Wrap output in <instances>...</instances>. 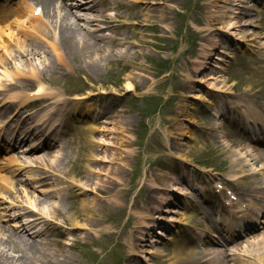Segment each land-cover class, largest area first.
<instances>
[{"label": "rangeland", "instance_id": "obj_1", "mask_svg": "<svg viewBox=\"0 0 264 264\" xmlns=\"http://www.w3.org/2000/svg\"><path fill=\"white\" fill-rule=\"evenodd\" d=\"M20 10L0 30V51H8L0 56L1 98L35 91L40 81L69 101L40 105L18 120L25 129H40L16 140L15 153L7 154L14 161L0 174V199L6 198L0 203V257L8 256L11 264H172L176 250L166 237L186 224L188 201L203 207L213 180L226 181L243 197L250 180L264 181L262 170L248 177L263 162L246 141L235 142L203 108L195 111L194 121L189 117L191 103L209 98L237 117L241 101L246 111L239 118L264 138V124L259 129L248 112L253 105L264 113V0H94L88 8H73L81 20L66 15L104 46L89 54L84 47L62 50L54 33L35 31L28 11ZM55 11L59 17L64 12ZM51 13L38 21L52 19ZM135 21L142 22L140 29ZM110 33L129 42L99 38ZM41 97L51 102L49 95ZM9 104L3 112L16 110ZM74 104L87 105L83 119L98 128L93 148L83 133L66 136L61 127L54 146L39 148L49 137L42 126L51 117L69 116ZM32 109L33 104L25 111ZM192 126L205 130L197 141L189 135ZM158 185L165 189L157 190ZM38 198L48 202L46 207L45 201L36 204ZM71 215L78 226L70 225ZM201 225L195 215L187 223L188 229ZM253 236L227 250L214 243L204 250L193 247L181 263L193 264L198 252L209 251L211 258L216 252L225 255L228 264H261L264 230ZM12 244L18 249H10ZM28 244L43 248L41 256L29 253Z\"/></svg>", "mask_w": 264, "mask_h": 264}, {"label": "bare ground", "instance_id": "obj_2", "mask_svg": "<svg viewBox=\"0 0 264 264\" xmlns=\"http://www.w3.org/2000/svg\"><path fill=\"white\" fill-rule=\"evenodd\" d=\"M60 0H38V2L42 5L43 7V12L42 14L46 13L47 14H50L51 12V16H52V19L46 21L43 26L41 25V23H38L37 26L38 27H42L43 31H46L48 32V30L50 29V26H51V22L54 23V25H52L53 27H55L57 29V35L54 33L52 35V39L55 40L58 44V46L62 49V50H70L71 48L73 49V51H77V49L79 47H84L86 50H85V53L89 54L90 50H93L94 52L95 51H98V48L99 47L100 49H104L103 45H100V43H96L95 40H96V37L95 35L89 33L88 31L85 32V29L81 28V27H78V23L76 22H73L70 17H71V7L70 6H64L63 7V11L62 12L63 14H61V16L59 17L58 15H56V11H55V4H57ZM136 2H138L139 0H134ZM159 5L160 3H150V5ZM258 8V7H257ZM66 15H69V16H66ZM75 17V16H74ZM78 18V17H77ZM134 23H136L139 27L138 29H140V27L142 26V22L140 21H135ZM78 29H77V28ZM79 30V31H78ZM83 30V32L81 31ZM0 39H1V36H0ZM110 42H115L117 44H120V43H123V42H129V40H127L126 38H120L118 37L116 34L113 35L112 37L109 38ZM2 44V42L0 41V45ZM132 45H136L134 42L132 43ZM1 54L0 56L7 54L8 51L6 49H2L1 51ZM68 54V53H67ZM35 74V73H34ZM131 84H127V86H129ZM36 90L37 92H45L47 95H50V96H53L55 97L57 94V96H60L57 92H55V94H52L51 91L48 90L47 87H45L40 81L37 82V87H36ZM54 93V92H53ZM30 99H28V97L26 98H23L21 97L20 98V103L23 105V104H26ZM213 101H210V98L208 100L207 103H203V104H200L198 102H193L190 104V112H189V117L192 121L195 120V111L199 108H203V109H207V110H212V115H215V121L217 124H220L221 122L219 121V117L218 116V112L217 110L214 109V104H212ZM214 113V114H213ZM76 121V122H74ZM74 121H69L66 123V125L68 127H72L71 129H73V127H81L82 130H83V135L86 136V141L89 142L90 144V148H93V138L95 137L94 135V132L98 130V128L95 126V125H92L91 123H89V125L86 123V120H83V119H80V120H74ZM215 123V124H216ZM204 129L203 127H197V126H192V128L189 130L190 133V137H191V140H198L200 137L203 136V134H205V130H202ZM191 147V145L188 147V149ZM189 152V150H187ZM186 151V152H187ZM120 156V154H118ZM186 155V153H183L181 156L184 157ZM89 156L93 159V160H96L97 158L95 157L96 154H94V151L93 149L89 150ZM127 156V154H124L123 157H119L120 159H123ZM257 156L259 158H264V153H260L258 154L257 152ZM185 158V157H184ZM263 160V159H261ZM241 172V171H240ZM240 172H235V173H239ZM258 188H262L264 189V184L261 182L260 183V186H258ZM157 190H161L163 191L165 189V187L163 186H159L156 188ZM26 199L28 200V202L34 204V202H36V200H34L35 198H33L32 200V197L31 196H26ZM45 200H42V199H39L37 200V203L36 204H40V203H43ZM44 206L43 207H46V205L48 204V202H44L43 203ZM35 206V204L33 205ZM32 206V207H33ZM87 206H85V210L87 211ZM45 209V208H44ZM83 209V208H82ZM83 209V210H84ZM46 211H44L45 213H47V209H45ZM188 213H186V215H184L183 219L186 220V222L189 221L192 213H191V210L188 209L187 211ZM149 215V213H145V215ZM69 218V221H70V225L72 226H78V221H77V216H74V215H71L68 217ZM157 219H162V217L159 215L157 217ZM154 222V221H152ZM151 221L150 222H146L147 224L149 223H152ZM155 225V223H152ZM27 225V224H25ZM151 226V225H150ZM25 228H22L20 231H24ZM183 230V231H182ZM9 232V231H8ZM159 231H157L156 233L158 234ZM185 233V229L183 228H178L176 230V233L172 236V239H173V245L175 246V243L176 245H178V248L180 247L179 246V242L183 241L180 236H181V233ZM145 232H142L141 234H144ZM7 238L6 239H9L10 236H6ZM10 242H12V240H9ZM183 244V243H181ZM259 244H260V247L261 248H264V237L262 240L259 241ZM27 245V244H26ZM30 252L32 253H35L36 255L38 256H41V250L43 248H40L38 246H32L30 244H28V246L26 247ZM10 249L12 250H16L18 249V247L14 246V244H12V247L10 246ZM181 250V251H180ZM186 251H190V250H187V249H179V252L176 251V255H174V258L178 259V258H186L187 259V255L189 254H185ZM1 253V252H0ZM1 255V254H0ZM182 255V257H181ZM259 257V262H261V264H264V250L261 251L258 255ZM15 258V256L13 257ZM0 264H11L10 261H9V257L8 256H2L0 257ZM16 259V258H15ZM20 259V258H19ZM204 258H199L198 260L202 263ZM173 262H176V261H173ZM47 263L51 264V261H48ZM54 264V263H53Z\"/></svg>", "mask_w": 264, "mask_h": 264}]
</instances>
